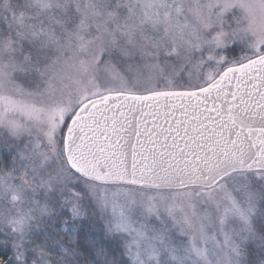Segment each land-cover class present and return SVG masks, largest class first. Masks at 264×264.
<instances>
[{
  "label": "snow or ice",
  "instance_id": "1",
  "mask_svg": "<svg viewBox=\"0 0 264 264\" xmlns=\"http://www.w3.org/2000/svg\"><path fill=\"white\" fill-rule=\"evenodd\" d=\"M0 264H264V0H0Z\"/></svg>",
  "mask_w": 264,
  "mask_h": 264
}]
</instances>
